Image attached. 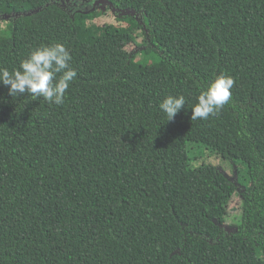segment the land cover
Returning <instances> with one entry per match:
<instances>
[{
	"label": "trees",
	"instance_id": "obj_1",
	"mask_svg": "<svg viewBox=\"0 0 264 264\" xmlns=\"http://www.w3.org/2000/svg\"><path fill=\"white\" fill-rule=\"evenodd\" d=\"M87 1L0 0V68L62 43L77 72L59 106L0 85V264H264V0H105L125 27ZM221 75L230 101L191 120Z\"/></svg>",
	"mask_w": 264,
	"mask_h": 264
},
{
	"label": "clouds",
	"instance_id": "obj_2",
	"mask_svg": "<svg viewBox=\"0 0 264 264\" xmlns=\"http://www.w3.org/2000/svg\"><path fill=\"white\" fill-rule=\"evenodd\" d=\"M71 59L62 43L38 47L21 62L19 69L9 72L0 68V85L8 88L11 97L27 93L34 100L42 97L50 104L62 105L70 83L77 77L76 70L70 67ZM233 85L232 77L218 76L197 97L198 102L191 109V120L217 115L230 101ZM185 103L184 96L169 95L162 100L159 108L169 122L184 108Z\"/></svg>",
	"mask_w": 264,
	"mask_h": 264
},
{
	"label": "rangeland",
	"instance_id": "obj_3",
	"mask_svg": "<svg viewBox=\"0 0 264 264\" xmlns=\"http://www.w3.org/2000/svg\"><path fill=\"white\" fill-rule=\"evenodd\" d=\"M94 11L99 10L102 13V16L94 21V24L97 26H104V25H114V26H123L125 27L124 23H121L117 21V17L119 14H114V11L109 10L108 8H105L104 5L96 4L95 8H93ZM122 16V15H121ZM7 22H0V28H6L9 29V26L6 24ZM137 40L136 45H130L126 48L128 53H135L134 55H138L141 52V36L140 32L137 34ZM189 151L191 154V157L194 159L193 166L195 168L202 167V166H214L219 168L224 174H226L229 178H233V181L238 185V168H236L235 165L231 164L230 162L224 161L220 158H216L214 156H210L207 151H205L202 147L197 145H189ZM198 149V150H197ZM201 155V156H200ZM239 171L241 173L240 179L245 177L244 168L241 166L239 167ZM237 174V175H236ZM239 186V185H238ZM241 187V186H240ZM240 187L237 189H240ZM240 194V193H239ZM239 194H235L232 201L230 202V208H229V215L226 222V227H233L236 221V218L239 215V208H240V196Z\"/></svg>",
	"mask_w": 264,
	"mask_h": 264
},
{
	"label": "flooded vegetation",
	"instance_id": "obj_4",
	"mask_svg": "<svg viewBox=\"0 0 264 264\" xmlns=\"http://www.w3.org/2000/svg\"><path fill=\"white\" fill-rule=\"evenodd\" d=\"M99 0H95V1H93V3H89L90 1H87L86 2V4L88 5V7L86 8V11L87 12H93L94 11V9L93 8H95V5H96V3L98 2ZM90 4V5H89ZM67 6L68 7H83V4H80V5H77V4H73V3H71V2H68V4H67ZM104 7L105 8H108L109 10H111V11H114V14H118L117 13V11L115 10V9H113V7L111 8L110 6H109V4H104ZM96 10V9H95ZM238 194L240 193V190H238V192H237ZM224 225H226V224H224ZM235 227H236V225H234L233 227H229V228H227V229H225V231L227 232V233H232L234 230H235Z\"/></svg>",
	"mask_w": 264,
	"mask_h": 264
},
{
	"label": "water",
	"instance_id": "obj_5",
	"mask_svg": "<svg viewBox=\"0 0 264 264\" xmlns=\"http://www.w3.org/2000/svg\"><path fill=\"white\" fill-rule=\"evenodd\" d=\"M96 4H97V5L100 4V5L103 6V5L105 4V0H99ZM35 12H38V11H34V13H35ZM128 14H129L128 12H125V13L123 12V13H121L122 16H125V15H128ZM131 14H133V13L131 12ZM6 18H7V17H6ZM236 175H237V174H236ZM229 179H230L231 181H233V178H229ZM214 223H216V222H214ZM220 228H223L224 230L227 229V227H226L225 225H220Z\"/></svg>",
	"mask_w": 264,
	"mask_h": 264
}]
</instances>
